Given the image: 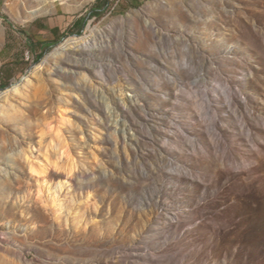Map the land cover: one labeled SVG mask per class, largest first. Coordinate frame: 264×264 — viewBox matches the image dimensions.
I'll return each instance as SVG.
<instances>
[{
	"label": "rangeland",
	"instance_id": "rangeland-1",
	"mask_svg": "<svg viewBox=\"0 0 264 264\" xmlns=\"http://www.w3.org/2000/svg\"><path fill=\"white\" fill-rule=\"evenodd\" d=\"M0 264H264V0H0Z\"/></svg>",
	"mask_w": 264,
	"mask_h": 264
},
{
	"label": "bare ground",
	"instance_id": "bare-ground-1",
	"mask_svg": "<svg viewBox=\"0 0 264 264\" xmlns=\"http://www.w3.org/2000/svg\"><path fill=\"white\" fill-rule=\"evenodd\" d=\"M70 43H74L73 45L74 46H76V47H85V46H87V45H89V44H87V41H83L82 40V42H79V40L78 39H74L72 42H70ZM68 45H70V44H68ZM67 45V46H68Z\"/></svg>",
	"mask_w": 264,
	"mask_h": 264
}]
</instances>
